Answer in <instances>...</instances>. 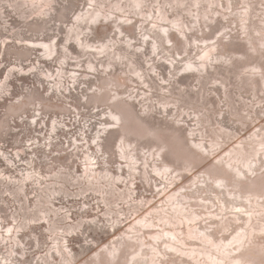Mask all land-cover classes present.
I'll use <instances>...</instances> for the list:
<instances>
[{
	"label": "rangeland",
	"instance_id": "1",
	"mask_svg": "<svg viewBox=\"0 0 264 264\" xmlns=\"http://www.w3.org/2000/svg\"><path fill=\"white\" fill-rule=\"evenodd\" d=\"M0 264H264V0H0Z\"/></svg>",
	"mask_w": 264,
	"mask_h": 264
}]
</instances>
